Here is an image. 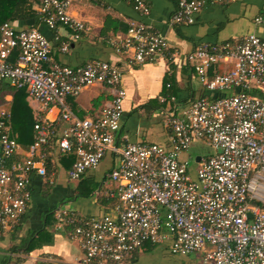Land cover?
<instances>
[{
	"label": "built area",
	"instance_id": "built-area-1",
	"mask_svg": "<svg viewBox=\"0 0 264 264\" xmlns=\"http://www.w3.org/2000/svg\"><path fill=\"white\" fill-rule=\"evenodd\" d=\"M38 1L45 26L72 32L60 44L67 53L88 28L70 16L71 0ZM236 1L177 0L169 25L193 24L206 3ZM134 9L150 14L144 0H135ZM254 24L264 25V15ZM118 41L115 51L128 54L131 66L174 56L167 40L142 22H130ZM187 60L203 88L224 95L198 98L178 113H167L168 148L130 142L117 148L126 97L120 70L96 60L77 68L61 65L38 29L3 23L0 78L15 90H27L39 113L33 143L23 152L11 135V113L0 106V238L24 217L33 174L53 184L47 148L55 144L60 155L74 156L67 172L72 182L97 168L108 152L117 154L109 173L114 190L108 195L116 203L108 214L83 219L69 208L55 211L57 227L67 229L83 252L79 264H127L147 243H169L174 256L200 254L203 264H264V39L248 34L218 46L203 43ZM218 64L232 68L220 72ZM94 86L110 90V103L96 117H76L67 98ZM53 108L58 113L50 121L45 114ZM197 142L212 155L200 157L191 175L181 155ZM41 264L65 263L47 257Z\"/></svg>",
	"mask_w": 264,
	"mask_h": 264
},
{
	"label": "crops",
	"instance_id": "crops-1",
	"mask_svg": "<svg viewBox=\"0 0 264 264\" xmlns=\"http://www.w3.org/2000/svg\"><path fill=\"white\" fill-rule=\"evenodd\" d=\"M144 1L150 9L148 16L134 9L135 0H71L70 16L82 22L88 30L70 44L67 53L60 51V44L69 41L72 35L67 27L58 26L51 30L44 24L35 25L33 20L9 21L17 30L38 29L51 45L52 58L61 65L77 68L96 60L120 70L121 87L126 97L115 140L117 148L127 142L168 148L170 132L166 126L167 113H178L200 97L224 95L203 88L191 69L187 59L196 46L203 43L218 46L248 34L264 39V25L254 24L257 16L264 15V0H237L228 5L206 3L193 24L172 27L169 20L177 8V0ZM28 22H32V25H28ZM130 22H142L154 28L167 40L169 53L174 55L172 59L169 60L167 56L141 65H129V55L117 53L115 44L125 37ZM14 59L13 56L11 61L14 62ZM111 99L108 88L94 86L85 89L77 98H67L66 103L76 117L93 118ZM0 106L10 111L11 135L21 150L27 151L34 139L33 126L39 113L38 104L27 96L26 91H17L9 81L0 78ZM57 113L53 108L45 114V118L55 121ZM189 150L181 155V159L187 163L188 159H193ZM47 154L53 184L34 174L31 177V200L24 217L14 231L0 238V264H41V260L47 257L65 264H79L83 252L78 242L71 239L67 229L57 227L55 211L69 208L79 218H100L108 214L116 203L108 196L114 190L109 173L116 166V153L108 152L97 168L89 170L74 183L67 178L74 161L73 154L60 155L55 144L48 146ZM85 181L89 182L90 188L85 186ZM35 232H40L38 246L41 247L29 254H23V250L11 251L23 238ZM169 245L147 243L127 264H198L193 256L172 255Z\"/></svg>",
	"mask_w": 264,
	"mask_h": 264
},
{
	"label": "trees",
	"instance_id": "trees-1",
	"mask_svg": "<svg viewBox=\"0 0 264 264\" xmlns=\"http://www.w3.org/2000/svg\"><path fill=\"white\" fill-rule=\"evenodd\" d=\"M38 3V0H0V27L3 23L9 21L26 22L33 20L35 25L43 24L38 12ZM261 207L264 208V205H261ZM37 233L35 232L31 236L23 238L19 245L12 247L11 251L19 252L23 250V254H29L38 247H41L38 246L40 243V236H38L40 232Z\"/></svg>",
	"mask_w": 264,
	"mask_h": 264
},
{
	"label": "rangeland",
	"instance_id": "rangeland-1",
	"mask_svg": "<svg viewBox=\"0 0 264 264\" xmlns=\"http://www.w3.org/2000/svg\"><path fill=\"white\" fill-rule=\"evenodd\" d=\"M226 67H228L229 69L232 68L231 65H225V64H218V69L219 71H223L226 69ZM24 91H26L27 93V90L23 89ZM78 97V96H77ZM76 97V98H77ZM190 152V155L192 156L193 159H188V168H189V171H190V174L192 175L193 174V170H194V162H195V158L197 156H209L210 154L212 155V151L210 149V147L206 146L203 142H197L196 145H193L191 147V149L189 150ZM210 155V156H211ZM71 183H74L72 181H70ZM74 185V184H72ZM89 185V182L85 181V186H87L88 188H90V185ZM68 202H66V205H67ZM66 205H63V206H66ZM190 256H193L195 258L196 261H198V264H203L202 263V260H201V255L200 254H191Z\"/></svg>",
	"mask_w": 264,
	"mask_h": 264
},
{
	"label": "water",
	"instance_id": "water-1",
	"mask_svg": "<svg viewBox=\"0 0 264 264\" xmlns=\"http://www.w3.org/2000/svg\"><path fill=\"white\" fill-rule=\"evenodd\" d=\"M27 24L31 26L32 25V22H28ZM198 160H199V158H196V161H198ZM248 216L251 217L250 214Z\"/></svg>",
	"mask_w": 264,
	"mask_h": 264
}]
</instances>
